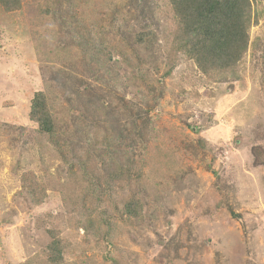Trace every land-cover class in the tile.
<instances>
[{
  "label": "rangeland",
  "instance_id": "374dc122",
  "mask_svg": "<svg viewBox=\"0 0 264 264\" xmlns=\"http://www.w3.org/2000/svg\"><path fill=\"white\" fill-rule=\"evenodd\" d=\"M251 2L244 58L205 72L166 0H0V264H264ZM37 91L53 138L29 118Z\"/></svg>",
  "mask_w": 264,
  "mask_h": 264
},
{
  "label": "trees",
  "instance_id": "16d2710c",
  "mask_svg": "<svg viewBox=\"0 0 264 264\" xmlns=\"http://www.w3.org/2000/svg\"><path fill=\"white\" fill-rule=\"evenodd\" d=\"M166 2L174 20L172 30L178 32L176 41L181 52L193 59L201 70L231 71L242 61L248 49L253 22L251 0ZM154 36L151 31L139 32L134 38L135 45H148ZM157 99L158 105L159 97ZM50 105L44 91L35 92L30 101L29 118L41 133L53 138L57 134V126Z\"/></svg>",
  "mask_w": 264,
  "mask_h": 264
}]
</instances>
